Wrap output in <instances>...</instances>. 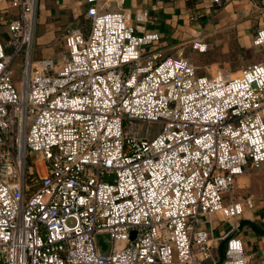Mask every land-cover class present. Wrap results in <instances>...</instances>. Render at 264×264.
Returning <instances> with one entry per match:
<instances>
[{"label": "built area", "instance_id": "1", "mask_svg": "<svg viewBox=\"0 0 264 264\" xmlns=\"http://www.w3.org/2000/svg\"><path fill=\"white\" fill-rule=\"evenodd\" d=\"M10 1L18 16L0 40V264H217L204 216L230 220L256 206L233 188L264 163V61L198 73L183 48L165 53L146 29L149 10L133 15L125 0H87L90 27L67 29L63 60L35 59L39 0ZM192 41L207 48L202 29ZM253 42L264 47V26ZM233 229L218 264H249Z\"/></svg>", "mask_w": 264, "mask_h": 264}, {"label": "crops", "instance_id": "2", "mask_svg": "<svg viewBox=\"0 0 264 264\" xmlns=\"http://www.w3.org/2000/svg\"><path fill=\"white\" fill-rule=\"evenodd\" d=\"M88 6L87 0H39L34 58L52 56L62 61L67 50V29L83 26L87 32L90 27ZM124 7L133 15L139 8L149 10L153 21L146 24V29L160 33L158 44L164 48L175 47L194 38L200 29L204 31L236 24L249 30L256 27L257 30L264 26V0H125ZM17 16L18 9L11 5L10 0H0V40H5L8 23ZM243 218H246L245 213L230 220L213 213L206 216L203 225L210 229L218 247L222 237L234 228L231 233L242 237L249 264H264V234L256 232L249 224L239 229ZM252 218L264 227L263 213Z\"/></svg>", "mask_w": 264, "mask_h": 264}, {"label": "rangeland", "instance_id": "3", "mask_svg": "<svg viewBox=\"0 0 264 264\" xmlns=\"http://www.w3.org/2000/svg\"><path fill=\"white\" fill-rule=\"evenodd\" d=\"M254 29L256 30V27L249 30L244 25L238 26L236 24L205 29L203 31V41L207 43V48L204 51L193 47V37H191L180 45L165 48V53L176 54L178 49L183 48L184 53L190 57L197 67L198 73L210 74L218 69H223L229 74H237L243 66L249 63L264 61V47L253 42ZM11 49L10 47L7 48L8 51ZM12 68L14 70L13 81L19 85L24 70L23 52H20L14 58ZM149 125L153 133L159 130L160 123ZM145 126L146 123L141 121L140 127L143 129ZM31 157H34L40 163L42 162L40 154H33ZM233 194L237 198L252 196L256 206L245 212L246 218L254 219L252 217H256L260 213H263L264 216V163L259 167L248 168L238 176ZM220 216L224 219L222 215ZM205 218L206 216H204ZM216 258L217 261L220 259L218 249Z\"/></svg>", "mask_w": 264, "mask_h": 264}, {"label": "water", "instance_id": "4", "mask_svg": "<svg viewBox=\"0 0 264 264\" xmlns=\"http://www.w3.org/2000/svg\"><path fill=\"white\" fill-rule=\"evenodd\" d=\"M249 224L258 233L264 234V227L261 226L256 220L251 218H243L240 220L238 228L241 229L244 225ZM227 237L223 238L219 244L218 252L220 255V261L225 255V245ZM98 244L102 253H107L111 246V237L108 233H101L98 235Z\"/></svg>", "mask_w": 264, "mask_h": 264}, {"label": "trees", "instance_id": "5", "mask_svg": "<svg viewBox=\"0 0 264 264\" xmlns=\"http://www.w3.org/2000/svg\"><path fill=\"white\" fill-rule=\"evenodd\" d=\"M220 262V259L218 260L217 264Z\"/></svg>", "mask_w": 264, "mask_h": 264}]
</instances>
